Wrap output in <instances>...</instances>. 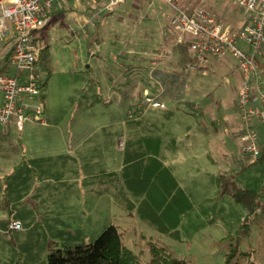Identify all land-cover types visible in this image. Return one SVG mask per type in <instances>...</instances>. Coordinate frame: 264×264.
<instances>
[{"label": "rangeland", "instance_id": "obj_1", "mask_svg": "<svg viewBox=\"0 0 264 264\" xmlns=\"http://www.w3.org/2000/svg\"><path fill=\"white\" fill-rule=\"evenodd\" d=\"M104 3L105 0L71 2L64 8L68 10L73 5L69 12L59 17L52 16L40 33L45 40V48L38 67L46 79L42 100L48 125L61 120L65 124L63 128L70 134L82 129V134L86 132L91 138L105 137L106 148L109 143L115 149L118 146L116 150L112 149L115 157L127 159L132 155L133 165H141L145 158L138 147L145 144L143 139L146 134L160 133L162 111L144 109L139 116L129 119L145 90V78L149 76L153 79L154 71L161 69L186 79L188 87L179 102L171 103L165 99L162 87L160 98L167 105H183L181 108L184 107L187 113L206 120L214 137L210 157L214 191L207 209L198 206L195 211L186 213L177 231L178 239L162 237L160 242H154L170 252L174 259L187 264H225L238 239V230L245 225L246 212L229 196L221 193L218 178L225 177L227 181L256 190L264 201V165L255 164L240 172L246 165L241 154L243 143L239 133L236 93L241 74L237 63L233 59H225L213 70L205 73L199 70L185 76L184 68L189 64L187 59L192 53L187 47L179 46L170 32L173 11L169 6L162 0H128L113 12L103 13L96 22L86 24L94 12L103 9ZM187 5L203 8L236 28L245 24V14L235 0H189ZM88 7L92 8L89 10ZM9 50L10 47H6L0 51V70ZM166 50L172 53L169 58L164 56ZM8 73L16 74L15 68L9 65ZM1 97L0 93V101ZM195 105L200 108L196 109ZM102 112L110 115L109 121H104ZM112 117L115 120L113 128L110 127ZM220 119L223 121L221 126L217 124ZM153 120L155 125L150 123ZM77 122L79 125L75 126ZM258 133L262 144L264 127ZM77 139L78 136H66L69 146ZM121 142H124L123 149ZM12 146L8 147L9 153L13 150ZM3 154L4 143L0 142L1 164L4 162L1 159ZM8 160L10 163L17 161L11 155ZM188 180L191 181L190 176ZM0 187H4V180H0ZM39 193L36 190L32 196H27L24 204L36 206ZM4 199V193H1L0 264H49L50 254L67 246L94 242L110 225L108 215H105V220L100 222L105 227L89 237L77 232L53 233L47 229L43 219L35 225L28 223L22 231H10ZM127 209V205H122V211ZM123 215L122 212V219ZM35 217L39 218L38 215ZM72 217L74 223H79V213H73ZM129 224L122 225L124 234L129 236L125 237V242L128 245L140 243L142 238L135 236ZM146 251L139 254L142 264L150 262L148 249ZM231 264H264V212L255 216L249 236H241L239 254Z\"/></svg>", "mask_w": 264, "mask_h": 264}, {"label": "crops", "instance_id": "obj_2", "mask_svg": "<svg viewBox=\"0 0 264 264\" xmlns=\"http://www.w3.org/2000/svg\"><path fill=\"white\" fill-rule=\"evenodd\" d=\"M181 106L167 105V109L160 111V133L146 134L145 144L138 147L145 158L141 165H133L132 155L127 159L115 157L112 152L115 146L109 143L106 148L105 137L91 138L86 132L82 134V129L70 134L61 120L47 127L25 125L23 131L18 130L14 121L0 127V142L4 143L1 155L4 162L0 163L4 166L0 171L4 187H0V194L6 197L4 212L9 214L8 230L13 220L20 221L24 227L43 219L53 233L77 232L89 237L105 227L100 222L108 215L110 225L107 227H116L124 245L135 255L147 249L150 254L152 247L160 248L154 241L177 234L186 213L195 211L198 206L207 209L214 191L210 160L213 134L206 120L197 119ZM102 113L104 121H109L110 115ZM112 118L110 127L113 128L115 120ZM222 122L220 119L217 124L221 126ZM150 123L155 125L156 121ZM78 125L79 122L75 124ZM72 135L78 139L69 146L66 136L71 138ZM11 144L13 150L9 153ZM10 155L17 159L15 163L9 162ZM36 190L40 191L36 206H26L27 196H32ZM181 204L185 207L183 215L180 214ZM122 205L129 209L122 211ZM160 206L162 211L167 207L172 209L164 220L168 230L178 223L168 234L160 233ZM73 213H79V223L72 221ZM35 215L39 218L35 219ZM124 223H130L135 236L142 238L140 243L128 245L125 242V237L129 236L124 234Z\"/></svg>", "mask_w": 264, "mask_h": 264}, {"label": "built area", "instance_id": "obj_3", "mask_svg": "<svg viewBox=\"0 0 264 264\" xmlns=\"http://www.w3.org/2000/svg\"><path fill=\"white\" fill-rule=\"evenodd\" d=\"M78 0H0V51L13 46L9 65L16 76L0 75V127L14 121L19 131L25 125L48 126L43 103L45 75L37 61L45 48L41 31L56 9H64ZM128 0H105L103 9L87 20L96 22L103 13H111ZM173 11L170 32L175 42L187 47L192 55L185 76L204 73L219 62L233 59L241 74L237 90L239 133L243 163L251 166L261 157L259 130L264 127V0H235L243 11L245 24L236 28L203 8H192L184 0H162ZM171 51L164 52L170 57ZM199 109V106L195 107ZM146 109L165 110L167 103L145 89L129 119ZM124 148V142L120 143ZM10 231H22L20 221H11Z\"/></svg>", "mask_w": 264, "mask_h": 264}, {"label": "trees", "instance_id": "obj_4", "mask_svg": "<svg viewBox=\"0 0 264 264\" xmlns=\"http://www.w3.org/2000/svg\"><path fill=\"white\" fill-rule=\"evenodd\" d=\"M73 7L70 6L68 10L56 9L53 11L52 16L63 15L68 13ZM92 7H88L90 10ZM13 51V46H10L7 56L4 58V67L0 70V75H10L9 59ZM41 58L37 61V66L40 65ZM16 76V74L12 75ZM160 87L164 88L165 99L171 103L179 102L183 98V93L188 87L186 79H181L177 74L166 73L163 70H157L153 73V79L147 76L144 80V89H149L155 93L160 91ZM134 108V107H133ZM141 112L136 113V117ZM261 157L257 161V164L264 165V142L261 144ZM255 165V164H254ZM253 166V165H251ZM251 166L243 167L240 172L245 171ZM162 172H160V181L163 183ZM225 177H219L217 180L218 185L221 187V193L229 196L234 202L242 207L246 212L245 225L238 230L239 236L235 245L232 247L225 264H231V262L239 254V246L241 243V236H249L251 230V223L255 219V216L259 212H264V201L262 200L261 193L240 186L236 182L227 181ZM180 196L184 193L180 190ZM183 197V196H182ZM164 210V209H163ZM171 208L167 207L162 211L160 206V233L168 234L174 229L178 223H175V227L168 230L165 221L167 216L171 213ZM185 207L181 204V215L184 214ZM250 227V228H249ZM176 229V228H175ZM172 237L177 238V234L173 233ZM140 255H135L127 246L123 243V237L119 233L118 229L114 226L108 227L99 238L89 244H81L76 246H67L64 249L57 250L56 252L48 256L49 264H142ZM148 264H187L185 261L174 259L170 252H167L163 247H152L150 251V262Z\"/></svg>", "mask_w": 264, "mask_h": 264}]
</instances>
